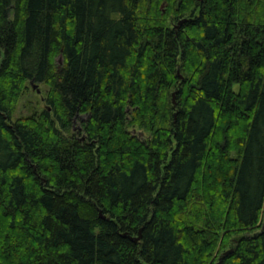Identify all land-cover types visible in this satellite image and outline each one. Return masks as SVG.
Wrapping results in <instances>:
<instances>
[{"label": "trees", "instance_id": "trees-1", "mask_svg": "<svg viewBox=\"0 0 264 264\" xmlns=\"http://www.w3.org/2000/svg\"><path fill=\"white\" fill-rule=\"evenodd\" d=\"M0 264H264V0H0Z\"/></svg>", "mask_w": 264, "mask_h": 264}, {"label": "rangeland", "instance_id": "rangeland-1", "mask_svg": "<svg viewBox=\"0 0 264 264\" xmlns=\"http://www.w3.org/2000/svg\"><path fill=\"white\" fill-rule=\"evenodd\" d=\"M164 7V3L161 4V8ZM46 87L44 84L38 83L36 87H33L30 84L28 90L23 93L21 96L14 112L13 119L27 116L29 114L34 113L37 110H41L46 106L45 104V91ZM135 134H138L139 137L144 138L148 136V133L145 132L143 129L136 128H129Z\"/></svg>", "mask_w": 264, "mask_h": 264}, {"label": "water", "instance_id": "water-1", "mask_svg": "<svg viewBox=\"0 0 264 264\" xmlns=\"http://www.w3.org/2000/svg\"><path fill=\"white\" fill-rule=\"evenodd\" d=\"M186 20H187V18L180 19L178 21V23L176 24V28H179ZM59 60H61V59H59ZM30 83L33 87L37 86V83H34L33 81H31ZM174 96H175V93H173V101H174ZM140 238H141V230H139L137 235L131 236V239H133L134 241H138V240H140ZM229 252H230V250L225 251L224 254H228ZM222 257H223V255L220 257V260Z\"/></svg>", "mask_w": 264, "mask_h": 264}]
</instances>
